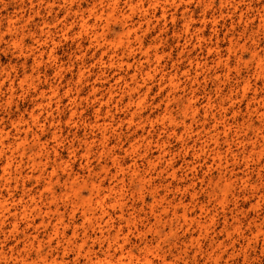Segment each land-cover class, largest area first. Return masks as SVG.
Segmentation results:
<instances>
[{
    "label": "rangeland",
    "instance_id": "1",
    "mask_svg": "<svg viewBox=\"0 0 264 264\" xmlns=\"http://www.w3.org/2000/svg\"><path fill=\"white\" fill-rule=\"evenodd\" d=\"M92 1L0 0V128L10 132L9 138L24 137V132L20 131L18 133L15 129L16 120L21 116L28 120L31 130L27 134V143L31 144L34 135L39 138L48 151V155H43L41 161L48 163L49 171L54 168V179L56 177L60 178V182L54 185L57 194L50 204L53 211L43 216L44 222L41 223L43 217L41 218L38 215L35 216V222L28 226L25 220L19 219L17 229H13L10 225L11 218L5 220L0 228V264H19L15 257H18V255L24 256L25 254H29L26 255L28 262L34 264L33 259L36 258V247L39 242L42 245V251L50 252L51 256L58 261L63 258L66 261L65 264H83L84 262L82 257L74 261L76 250L73 247H67L65 243L63 245L59 244L57 240L61 239V236L68 238L72 235L73 224L69 221L68 213L69 200L73 199L70 193L71 187L77 189L84 197L89 195L88 190L82 184L87 171L82 167L83 160L81 159L84 124L87 115V113H82L86 107L83 97L88 87L83 84V80L79 79V72L92 59L89 58L90 53L81 58L82 53H84L83 46L87 43L85 35L78 25L71 26L66 34H62L61 23L65 20L67 22L73 21L74 17L76 18L80 13L79 9L82 10ZM184 1L186 3L180 5L177 10L172 9L167 12L166 21L160 19L156 24L152 20L151 24H155V27L150 26L151 31L145 41L146 44H150V41L157 42L155 48L161 56V63L156 66L153 62H150V67L145 64L143 68V72L150 71L148 78L144 74L142 75L147 80L145 87H148L150 91L143 98L142 114L143 117L150 114L154 121L152 124L148 122L144 131H138V133L143 132L146 137H150L140 143L138 142L139 146L135 150L128 151L129 143H137L135 142V135L131 134L135 126L132 125L131 128L126 129L128 125L126 119L121 124L119 122V118L124 117L121 112L125 111L124 104L127 99L123 98L121 100L120 91L117 90L118 86L115 89V100L118 101L119 108L116 113L115 120L117 123L115 122V126L120 124L121 127V131L118 130L119 133L115 134V145L116 142L118 143L115 152L118 153L122 164V169L118 171V175L115 177V192L123 194V216L131 218L135 222L126 223L124 220H120L121 210L118 207L115 208V225H118L117 222L120 220L123 233H128L130 238L125 245L123 254L127 260L129 251L137 253L143 246V242L135 237V226L144 229L154 222L153 216L150 214V206L154 204V199L158 200L160 196L165 195L166 184L171 180V177H167L170 170H165L167 161L171 158L169 155L165 157L166 161L162 160V163L152 166L151 170L147 169L148 156L157 154V148L154 146L156 142L166 141V147L172 152V165L177 170V179L182 185H190L189 192L194 193L193 197L187 194L182 198L183 203L186 204V209L195 217L200 213V206H204L207 212H203L195 218L196 220H205L207 214L214 215L215 226L214 228L210 227L215 230V233H218L223 229L222 226L226 225L227 228H224L226 230L217 234L218 239L224 240L226 245L225 248H220L219 253L221 250H226L220 261L215 263L210 261L205 254L193 253V247L189 245V242H187V245H189L188 253L177 254L170 244L171 240H175L174 236H167V241L163 242V236L156 240L148 234L146 240L150 241L152 250L165 253L168 261H176L179 264H264V247L262 246L264 241V196L261 195V193L264 194V182L259 179V173L264 171V154L258 160L254 152H247L250 149L249 137L253 136V132L251 129H237L238 125L247 124L246 122L259 123L261 109L254 111V108L258 106L252 100L255 96L260 98L263 95L264 76L255 75L252 54L256 52L258 55H264V0ZM119 6L122 9L121 13H124V15L129 13L124 0L120 2ZM76 9L78 13L74 14ZM170 12H173L174 19L171 18ZM140 14L141 10L137 8L133 18ZM159 15L160 11H157L156 16ZM189 15L194 19L193 26L195 30H199L198 35L203 36L200 40H197L196 37L190 38V35L185 38L175 37V34L181 33L184 18ZM122 22L131 23L125 17H118L115 21V38L120 33ZM22 30H24L23 33ZM159 31H161L163 37L162 41L158 38ZM15 37H18L21 41V46L14 44L13 38ZM229 38L237 41V45L229 56L231 71L227 76L223 75L224 72L220 66L206 70L198 66L195 70L194 63L196 59L199 62L206 61L208 67L212 66L213 63L210 58L213 56L207 55L209 46L219 45L223 54L226 53L225 47ZM178 39L181 45L178 44L177 46ZM184 39L187 41L186 44ZM183 45L185 46L182 50L184 52L178 55ZM121 46L122 44L119 45L120 49ZM35 48H44L47 51L39 65L34 64L32 61V53L36 51ZM150 51H154V47ZM138 57L140 55L136 54V58ZM58 65L60 69L57 68ZM155 67L157 73L154 74L152 70ZM162 72L176 74L174 82L177 94L184 96L190 95L191 89L195 91L196 117L192 125L194 131L199 130L204 134L212 133L213 116L217 119L221 117L220 103L225 96L228 98L225 102L227 107L223 105L226 108H231V112L229 111L225 116L226 121L231 124V128L227 133H224L222 127L219 126L221 138L216 146L223 156H226L223 161L224 159L229 161L228 164L223 163L224 167L220 170H228L226 175L229 176L232 173L231 177L235 180L231 181L232 186L226 192V202L223 205L218 204L216 197H211L207 193L206 186L210 177L216 180L218 173L217 168L206 171V166L211 162V158L201 155L200 159L194 160L191 155H186L187 160L184 161H188L187 166L195 167V170L191 171L182 161L183 157L176 155L178 151L184 152V150H181L182 140L179 141L180 139L177 136L182 135L187 147L192 146L193 140L197 138L195 148L200 146L204 138L198 139L196 135L189 137L190 134L185 133L183 127H179L177 134L174 135L172 134V127L168 125V120L161 121L158 118L155 120L156 116H162L164 102L161 103L160 100L166 94L165 89L159 90L164 86V84H159ZM24 75H27V78H29L28 75H32L31 79L38 85L37 94L33 87L21 82ZM119 83L123 85V81H119ZM246 84H249V86L244 94L242 87ZM53 86L57 87L58 90V95L53 100L55 102L59 101V106L56 108L53 102L50 109L44 112L35 104L36 99H38V92L39 90L48 92ZM70 87L75 88L69 94H66L65 90ZM75 94L79 95L75 102L78 110L72 118H69L73 108L70 96ZM209 96L211 97V108L205 107ZM158 103H160V107H155ZM249 104L252 105L250 110L247 109ZM32 109L40 113L36 121H32L29 117ZM205 111L208 115L205 114ZM232 111H237L235 117L232 116ZM172 114L178 120H181L180 108L173 105ZM138 121L139 119L135 118V122ZM190 121L191 119L188 118L187 123ZM201 122H205L203 126H201ZM236 132H238V135H236ZM263 134L260 133L259 136L262 137ZM149 140L152 141L149 144L150 150L147 149V153H145L146 143ZM260 141L261 148L264 149V138ZM242 151L243 153H241ZM233 155L240 156L238 159L239 165L235 166L234 171L231 170ZM5 157V155L0 156V182L3 181L1 175L2 166L6 160ZM191 160H194L195 163L191 164ZM133 163L136 164L137 175L132 173ZM22 165V171L25 174L29 171L30 165L26 162ZM117 169L119 168L115 165V171ZM147 173L151 174L152 178L144 183L138 182V177L147 175ZM68 175L71 176L70 182L65 183L64 180ZM46 176H44L45 179ZM242 176L249 179V182L253 184V188L246 187L244 183L237 179ZM43 181L44 179H40L37 183L34 179L27 180L24 187L21 184L15 187L12 182L10 190H6L2 185L3 183H0V194H3L7 198V202H10L12 199L18 198L23 190L24 192L31 191L35 193L37 201L41 203L38 199V193L43 188ZM173 183L175 182L173 181ZM65 185H67L66 188H64ZM155 188L156 192L154 191ZM255 188H259L260 191H254ZM218 195L221 198L222 192H219ZM172 197V193L167 192V198ZM175 197L178 198L179 195ZM24 199L28 200V197L25 196ZM42 202L45 203L44 206L49 204L47 200ZM55 209L57 211H54ZM61 213L64 215V225L68 226L65 235L52 236L50 241L52 224L57 222V217ZM130 213H133V215H129ZM224 215H226V221H224ZM253 219L257 224H260L262 231L254 238L253 234L250 235L249 229L245 230L244 236L252 237L250 243L246 244V240L241 237V232L247 227H251L253 230L254 225L251 223ZM73 221L75 224L81 222L79 212L75 214ZM240 223L241 229L235 230ZM171 226L179 235L185 228H189L190 232L193 233V237L197 236L195 222L188 226L187 223H183L182 219L176 220L174 218L172 223L166 224V231ZM78 230L80 232V227H78ZM25 233L37 236V239L33 240V244L27 241L28 239L24 236ZM254 233H256V230ZM201 241L203 246L207 244V241L203 238H201ZM231 245L235 246L234 250ZM65 246L66 249H64ZM95 250L98 254L100 253L96 246ZM170 250H173V254L170 253ZM119 254L120 251L115 253V262Z\"/></svg>",
    "mask_w": 264,
    "mask_h": 264
},
{
    "label": "bare ground",
    "instance_id": "2",
    "mask_svg": "<svg viewBox=\"0 0 264 264\" xmlns=\"http://www.w3.org/2000/svg\"><path fill=\"white\" fill-rule=\"evenodd\" d=\"M66 2V0H63ZM122 0H93L90 4H87L85 8L80 10V13L76 18L74 17L73 21L61 23L62 34H66L67 30L77 24L79 29L85 35L86 45L83 46L84 53H82L81 58L89 55V58L92 61L84 66L79 72V79L82 81L85 86H87L86 93L83 99L86 102L85 110L82 113L86 114L85 124H84V136H83V145L81 159L82 167L87 171L86 178L83 179V186L88 190L89 195L87 197L82 196L77 189L71 187L70 193L73 196V199L69 200V221L72 222V235L68 238L61 236V239H58L57 242L61 245L64 243L67 247H73L76 250V258L74 261L79 260L80 257L84 259L83 264H179L176 261H168L165 253L157 252L152 250L150 241H147V235L149 234L152 238L156 240L161 238L162 241H167V236H174L175 240H171V248H174L177 254L188 253L189 245L193 247V253L205 254L210 261L218 262L223 257V253L226 249L221 250L220 248H225V241L219 240L217 237L218 233L226 230V225L222 226V230L218 233H215L214 220L215 217L212 214H207L205 220H196L195 217L200 216L203 212H207V209L204 206H200V213L197 216H192L186 209V204L183 203L182 198L189 194L193 197L194 193L189 192L190 185H182L181 182L177 179V170L173 167L172 161V152L166 147V141L156 142L154 145L157 148V154L148 156L147 160V169L151 170L152 166L162 163V160L166 161V156L169 155L171 158L167 161L165 170L168 172L167 177H171L166 184V193L165 195L160 196V198L154 199V204L150 206V214L153 216L154 222L150 223L146 228H138L135 226V237L139 238L143 242V246L138 250L137 253L129 251L127 260L124 257L123 250L125 249L126 243L129 242L128 233H123L122 227L120 226V220H124L126 223H135L131 218H126L122 214V206L124 202L123 194L115 192V177L118 175V171L122 169L121 161L118 157V153L115 152V147L118 145L116 142L115 145V134L121 131L120 124L123 123L126 119L127 126L126 129L131 128L132 125L135 126L131 134L135 135V142L129 143V149L135 150L138 148L139 143L143 140H146L147 137L138 131H144L145 125L148 122L154 121L150 114L143 117L142 114V104L144 97L147 96L150 89L145 87V78L143 74L148 78L150 76V71L143 72L145 64L150 67V62L154 63L156 66H159L161 63V56L159 55L157 48H155L156 43L150 41V44H146V38L150 34V26L154 28L155 24H151L152 20L157 22L160 19L166 21L167 12L170 10H177V8L186 3L184 0H124V4L129 11L128 14L121 13L122 9L119 4ZM69 3V2H68ZM141 10V14L135 16L136 9ZM187 10L186 7H184ZM73 9V8H69ZM68 10V8H66ZM160 11V15L156 16V12ZM78 13L76 9L74 14ZM121 16H120V15ZM171 18L173 17V12H170ZM118 17H125L131 21L130 24L122 22L120 26V33L115 38V21ZM135 19V20H134ZM192 17L189 15L187 18H184L182 25L181 33L175 34L176 38H185L190 35V38L196 37L197 40L203 38L202 35H198L199 30L194 28ZM24 30L21 32L23 33ZM158 38L162 41L163 37L161 31H159ZM185 44L187 43L184 39ZM13 42L17 46H21V41L18 37L13 38ZM122 44L121 49L119 45ZM181 45L179 39L177 41V46ZM237 41L233 38H229L227 41V46L225 47L226 53L220 50L219 45L209 46L207 50V55H212L210 61L213 63L212 66L208 67L206 61H198L196 59L194 63V68L197 70L198 66L203 67L205 70L211 67L220 66L223 75L227 76L231 71L229 64V56L234 51ZM154 47V51H150ZM181 47V46H180ZM181 48L178 55H181L184 49ZM120 49V50H119ZM36 51L32 53V61L34 64L39 65L42 62L43 55L47 53L44 48H35ZM23 53V51H21ZM136 54H139L140 57L136 58ZM49 56V55H48ZM252 62L254 63V72L257 76H264V55H258L256 52L252 54ZM26 62V59H25ZM173 67V66H172ZM57 68L60 69L58 65ZM131 71V72H130ZM153 73H157L156 67L152 70ZM117 75V76H116ZM140 75V76H139ZM175 76L173 73L162 72L161 78L159 79V84H164L163 87L159 90H166V94L163 99L160 100L163 103L162 107V116L155 117L162 120H168L169 126L172 127V134L176 135L178 128L183 127L185 133H189L190 136H197L199 138H204L201 141V144L198 148H195L197 143V138L193 140V144L190 147H187L184 142L182 135L177 136L179 141H181V150H184L183 153L179 152L176 154L178 157H183L182 161L187 166L188 161L185 158L187 155H191L192 159H200V156L205 157L209 156L211 162L206 166V171L212 168H217V179L213 180L210 177L208 182L207 193L211 197H216L218 204L223 205L226 202V192L231 189L232 182L235 179H232L230 173L227 176V171H221L223 169V163L228 164L229 161L226 156H223L222 152L217 148V144L221 138L219 126L222 127V131L227 133L231 128V124L226 121V114L230 111L231 108H226L225 102L228 98L222 99L220 103L219 110L221 111V117L219 119L214 118V124L212 125V133L204 134L202 131H194L193 124L195 122V91L190 90V95H179L175 91ZM24 75L21 82L27 83L38 91L37 84L31 79L32 75ZM128 78V79H127ZM140 78V79H139ZM119 81H123V85H120ZM118 86V91H120V98H126L127 101L124 104L125 111L121 113L124 117L119 118L120 124L115 126L117 123L116 113L119 111L118 101L115 100V89ZM249 84H246L242 87V92L245 94ZM145 87V89H144ZM75 88V87H73ZM72 87L65 90L66 94H69ZM184 91V90H183ZM263 95L260 98L258 96L253 97L252 102L258 107L254 108V111L261 109L259 116V123H249L241 124L237 126L238 130H249L253 132V136L249 137L250 149L247 152L255 153V156L260 160L263 156V148L260 143L262 138H264V90L262 91ZM58 95L57 87L53 86L48 92L45 90H39L38 99H36L35 104L37 107H40L42 111H47L50 109L52 103L56 108L59 106V101H54V97ZM135 96H137L135 98ZM263 96V97H262ZM79 97L78 94L71 95L70 100L73 104L72 112L69 114V118H72L77 113V106L75 105L76 99ZM211 97L209 96L206 100L205 107L211 108L210 103ZM120 100V101H121ZM226 106H224V105ZM176 106L180 108V113L182 117L181 120H178L176 116L172 114V107ZM171 106V107H170ZM155 107H160L158 103ZM252 105L249 104L247 109L250 110ZM86 111V112H85ZM237 111H232V116L235 117ZM205 114L208 115L207 111ZM40 113H37L35 110H31L29 117L32 121H36L39 118ZM189 116V117H188ZM135 118H138L139 121L135 122ZM191 119L187 123V119ZM46 119V118H45ZM15 129L19 133L20 131L24 132V137H13L9 138L10 132L5 131L4 128H0V156L5 155L6 160L2 166V179L3 187L6 190L11 189V183L13 182L15 187L17 185L25 186V181L34 179L37 183L40 179H44L42 183V190L38 193L37 201L35 193L31 191H22L19 197L12 199V201L7 202V198L3 194H0V228L5 223V220L9 217L11 218L10 225L13 229H17L18 220H25L26 225L33 224L35 222V216H40L41 218L45 215H48L53 211L50 206L52 200L57 194L55 188V183L60 182V178L56 177L54 179V168L50 171L48 170V163L41 161V157L47 154V149L39 138L35 135L31 144L27 143V134L31 130L30 122L26 120L23 116L19 117L16 120ZM205 122H201V126ZM256 125V126H254ZM243 128V129H242ZM204 129V127H202ZM243 132V131H242ZM149 134V132H147ZM262 133L263 136H259ZM54 136L55 131L53 132ZM255 134V135H254ZM238 135V132H236ZM139 142V143H138ZM152 141L149 140L146 143L145 153L147 149L150 150L149 144ZM212 145H214L212 147ZM208 147V148H207ZM260 148L259 150H257ZM230 149V148H229ZM126 150V149H125ZM191 151V153H189ZM207 152V154H205ZM243 153V151L241 152ZM48 155V154H47ZM47 155L45 156L47 158ZM142 156V155H141ZM244 157V156H243ZM242 157V158H243ZM240 156L233 155L231 162V170L234 171L235 166L238 164V159ZM26 159V160H25ZM38 159V160H37ZM25 160V161H24ZM194 160H191V164L195 163ZM26 162L29 164V171L25 174L22 171L23 163ZM186 162V163H185ZM115 165L119 169L115 171ZM135 163H133L132 173L137 175ZM264 166V165H263ZM131 167V166H130ZM131 167V168H132ZM189 170H195V167L187 166ZM226 168V166H225ZM221 169V170H220ZM260 174V181L264 182V171ZM47 175L46 179L44 176ZM70 175L64 180V182H70ZM152 178L151 174L143 175L138 177V182L144 183L145 181ZM239 181L244 183L246 187L253 188V184L249 182L248 178L238 177ZM173 181L175 183H173ZM65 185L64 188H66ZM171 187V188H170ZM170 188V189H169ZM156 192V188L154 189ZM254 191H260L259 188H255ZM167 192L172 193V198H167ZM222 192L221 198L218 193ZM179 197H175L178 196ZM264 196V194L261 193ZM28 197V200H25L24 197ZM246 198V196H245ZM219 199V200H218ZM43 200H47L49 203L48 206H44ZM178 200V202H176ZM118 207L121 210L119 215L120 220L117 222L118 225H115V208ZM181 208V209H180ZM181 210V212H179ZM54 211H57L55 209ZM79 212L81 222L75 224L73 221L75 214ZM129 215H133L130 213ZM64 215L63 213L59 214L57 217V222L52 224V235L49 236L51 241L52 236L65 235V230L68 227L64 225ZM178 220L182 219L183 223H187L189 226L193 222L196 223V233L197 236L193 237V233L190 232L189 228H185L182 233L179 235L175 229L171 227L166 231L165 227L167 223H172L173 219ZM226 215H224V221H226ZM44 217L41 219V223L44 222ZM226 223V222H225ZM252 225H254L253 230L251 227H247L241 232V237L246 240V244H249L252 237L244 236L245 230H250V235L253 234V237L256 238L258 234L262 231L260 224H257L255 219L252 220ZM62 226V230H61ZM80 227V232L78 230ZM241 229V223L236 226L235 230ZM256 230V233L254 231ZM215 233V234H213ZM81 235V237H79ZM25 238L30 244H33V240L37 239L36 235L26 234ZM79 237V238H78ZM201 238L207 241V244L203 246ZM189 242V245H187ZM64 247L66 249L67 247ZM95 246L98 247L100 253L98 254L95 250ZM262 246L264 247V241ZM42 245L40 242L36 247V258L33 259L34 264H65V259L58 261L52 257L50 252H43ZM234 250L235 246H232ZM170 249V248H169ZM120 251V254L115 262V253ZM170 253L173 254V250H170ZM25 254L18 255L15 257L19 264H30L28 262V257ZM157 259V260H155ZM126 260V261H125ZM77 264V263H76ZM198 264V263H196Z\"/></svg>",
    "mask_w": 264,
    "mask_h": 264
}]
</instances>
